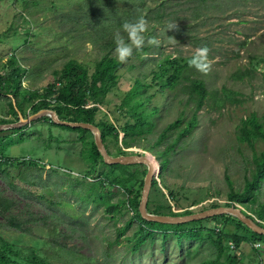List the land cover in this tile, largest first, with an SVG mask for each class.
Segmentation results:
<instances>
[{"label":"rangeland","instance_id":"374dc122","mask_svg":"<svg viewBox=\"0 0 264 264\" xmlns=\"http://www.w3.org/2000/svg\"><path fill=\"white\" fill-rule=\"evenodd\" d=\"M83 1L0 0L1 73L3 64L13 55L15 60L26 69L21 79L22 91L31 93L35 90L42 92L41 89L54 82L63 64L68 60L74 59L92 71L94 61L100 53L98 46H95L93 42L95 35L91 34L87 26L73 22L71 19L76 11L79 12V16L82 13L89 15L87 10L90 7H96L93 3L81 4ZM150 1L151 7L154 0ZM217 3L219 4L217 10L212 9L205 24L196 30L197 35L205 36L210 41L209 59L213 61L212 70L207 75L202 73L200 75L207 81L211 95L207 104L198 111L197 126L190 135L180 137L177 142L174 148L176 152L171 157L172 164L163 180L174 190L179 199V208L172 206V209L179 212L190 210L192 212L190 214L208 209L211 202H218L220 206H225L223 204L229 200L227 193L243 181L244 161L251 155V149L247 143L238 139L242 119L255 115L260 123H264L262 117L264 99H257L258 94L264 93V0H217ZM80 7L83 9L81 10ZM182 14L179 13L177 18H171L170 23H176L179 27V23L191 20L189 15L183 20V17H180ZM156 33L161 42V53H157L156 48L153 47L149 55L157 58L158 61L164 62L167 54L190 56L199 48L189 43L187 39H178L173 29L168 30V26L157 27ZM173 37L177 41H174ZM137 59L134 53L132 58H129L127 63H123L117 71L119 82L108 94L106 106L100 107L97 112L98 120L113 122L116 105L133 83V76L138 75L140 70L147 71L148 68L145 66L129 68L128 65ZM186 97L182 95L179 97L184 100V104ZM164 102L163 95L155 96L152 102V105H159L161 109L152 119L155 125L151 129L153 131L148 134L151 143L155 140L156 131L173 122L179 112L184 109L183 102L174 101L175 108L171 112H166ZM30 104L28 101L24 102L26 116L32 114L29 113ZM191 106L193 105L186 107L185 119L193 115ZM8 109L7 100L1 97L0 118L14 120ZM182 126L181 124L178 128H174L172 137ZM26 129L34 133L27 135L25 132L22 140H18V133L10 128L1 130V136L9 137L11 140L9 145L12 144L5 151L7 157H18V160L22 162L33 159L45 164L46 167L42 171L43 177L49 174L47 169L49 166L60 170L61 181L66 178L74 180L81 177L79 172L84 168L83 162L77 156L69 157L64 150L65 146H58L56 143V141L60 143L63 138H68L66 136L70 132L50 126L47 122H36L35 125ZM167 138L159 142L161 148L164 147V141ZM108 144L114 151L115 147L111 139L108 140ZM261 147L262 144L258 141L256 148L259 150ZM124 150L149 155L152 163L154 161L155 169L160 170L154 153L148 151L146 147H130ZM2 168L9 173L10 178H17L14 184L18 187L11 189L10 178H7L0 170V197L13 200L10 210L28 224L33 235H45V232L39 228L43 223L50 224L49 227L54 226L53 217L45 222L42 218L44 216L49 218L52 211H56L66 222L56 223V227L66 233L67 244L92 257L95 264H186L184 249L187 245L178 244L171 231L167 233L169 237L165 243L161 241L160 235H156L153 242L144 243L140 250L134 252L130 249L125 237H134L133 232L138 229L135 221L118 242L112 243L116 235L115 227L123 225L131 212L121 209V212L116 213L118 219L116 221L115 217L105 212L104 204H89L86 207L80 205L79 194L76 192L80 190V187L75 188L76 191L73 193L69 192L66 181L63 182L65 185H61L58 177L49 178L46 186L40 184L28 186L17 177L19 166L9 163ZM156 172L153 178L159 181ZM71 173L77 175L74 176ZM165 183L160 181L159 185L170 203L174 204ZM20 188H26L28 192L23 194ZM38 196H44L45 199H39ZM117 197L120 195L113 193L109 201L114 202ZM47 200L56 201L57 207L50 209ZM229 206L241 208L237 203H230ZM247 213L252 214L249 211ZM6 215V212L3 216L0 215L1 236L8 241L16 240L15 237L18 236L22 245H30L35 241L33 236L21 234L7 226ZM252 216L254 220L257 219L256 213ZM70 217L77 220L74 226H68L72 220ZM262 219H264V212ZM193 221L197 220L184 223L192 227ZM261 221L264 223V220ZM203 224L206 225L207 221L198 223L199 226ZM72 228H78V232L74 234ZM80 229L82 231H79ZM225 229L227 232H234L237 227L234 224H228ZM246 231L238 230V233L243 235ZM161 246H165L166 249L160 251ZM253 246L259 248V251L254 250ZM253 246L247 242L243 243L240 253L238 255L236 253L239 261L235 264L259 262L264 264V243L257 242ZM108 253L109 256H107ZM194 262L190 261L188 264H194ZM224 264H230V262L227 261Z\"/></svg>","mask_w":264,"mask_h":264},{"label":"trees","instance_id":"16d2710c","mask_svg":"<svg viewBox=\"0 0 264 264\" xmlns=\"http://www.w3.org/2000/svg\"><path fill=\"white\" fill-rule=\"evenodd\" d=\"M150 2V0H84L81 4L93 3L96 7H90L87 10L89 15L82 13L79 16V12L76 11L71 19L73 22L87 26L91 30V34L95 35L93 42L100 50L99 57L94 61L92 71L74 59L68 60L63 64L56 80L41 89L42 92L40 90L31 93L22 91L21 79L26 69L11 55L3 64V72L0 71V98L4 97L7 100L9 113L15 119L0 118V124L18 121L19 114L26 118L24 102L28 101L31 103L29 113L34 114L42 109H50L56 113L60 120L88 122L95 125L100 131L106 151L111 156L128 155L129 153L141 155L139 152L124 149L146 147L148 151L154 153L160 168L159 181L152 178L146 203L147 212L155 215L183 216L192 212L190 210L179 212L172 209V206L179 208V199L174 190L163 180L172 164L171 157L176 152L174 148L177 142L180 137L190 135V132L197 126L198 111L207 104L211 95L207 81L201 77L200 72L189 67L187 63L192 55L176 54L173 56L167 54L166 60L161 62L149 55L153 47L156 48L157 53H161L160 46L145 45L141 50H134L138 59L132 61V64L128 65L129 68L145 66L148 68L147 71L140 70L138 75L133 76V83L116 105L113 122L98 120L96 117L100 107L106 106L108 94L119 82L117 71L123 63L114 53L116 46L113 37L117 30L122 31L121 25L124 21L134 20L143 15L149 21V32L146 35L158 37L157 27L168 26L171 18H177L179 13H183L180 16L183 17V20L187 19L188 15L191 20L179 23L180 26L173 29L178 39H187L196 47L207 45L210 48L209 39L197 35L196 30L205 24L212 9L217 10L219 7L217 0H154L151 7L149 6ZM80 9L82 10L83 7ZM122 34L126 36V33ZM158 95L165 97L164 109L166 112H171L175 108L174 101L184 104V100L179 98L181 95L187 97L184 109L179 112L177 118L156 131L155 140L151 143L148 134L153 131L151 129L155 125L152 119L155 113L158 115L161 109L159 105H152L153 99ZM190 104L194 106H191L193 115L185 119L186 107H189ZM262 117L264 118V114ZM36 122H47L50 126L70 132L66 136L68 138H63L60 143L57 141L56 143L58 146H65L62 147L69 157L77 156L83 162L84 168L79 172L81 177L74 178V180L66 178L61 181L60 170L52 166L47 168L49 174H45L43 177L42 171L46 167L45 164L33 159L22 162L18 160V157H7L5 151L12 144L9 145L11 143L9 137L1 136V131L0 170L5 173L7 178H10L9 173L2 166L9 163L19 166L17 177L28 186L37 184L46 186L49 178L58 177L61 185L66 181L65 184L68 186L69 192L73 193L76 191L75 188L80 187V190L76 191L79 194L78 203L80 205L86 207L89 204H104L105 212L115 217L116 221L118 220L116 213L121 212V209L131 212L123 225L115 227L116 235L112 243L119 241L133 221L138 224V229L133 232L134 237H125L132 251L140 250V247L146 242H153L156 235H160L161 241L165 243L169 237L167 233L171 231L178 244L187 245L184 249L186 264L190 261H195L194 264H224L227 261L230 264H235L239 261V257L237 259L236 256L240 253L239 250L243 243L247 242L252 246L257 242L264 243V235L252 231L238 218L228 214L193 221L191 222L192 227L184 222L164 223L146 220L139 211L144 177L147 172L146 165L106 163L95 145L90 130L57 124L49 116H42L30 122L27 124L29 127L25 125L10 130L18 133V140H22L25 132L27 135L34 133L26 128L32 127ZM181 124L182 128L172 137L174 128H178ZM35 130L37 129L35 128ZM166 138L165 145L161 148L159 142ZM110 139L115 147L114 151L108 144ZM238 139L247 143L251 149V155L244 161L243 181L227 193L229 200L223 205L229 206L230 203H237L241 206L242 212L253 219L252 215L256 213L257 222L264 227V223L261 221L264 220L262 219L264 212V123H260L255 115L243 118L238 130ZM258 141L262 144L259 150L256 148ZM16 179L10 178L9 180V187L13 190L18 187L14 184ZM226 180L229 181L228 177ZM160 181L165 183L169 197L174 204L170 203L162 191L159 185ZM20 189L23 194L28 192L26 188ZM113 193L119 194L120 197H117L116 201L110 202L109 197ZM38 197L39 199L44 198V196ZM47 204L50 209H54L58 205L53 200H47ZM12 206L13 200L0 197V215L3 216L4 212L7 213L6 225L21 234L33 236L35 241L30 245H22L18 236L15 237L16 240L8 241L0 235V264H95L92 257L67 244L66 233L56 227V223L66 222L56 211H52L49 218L48 216L42 218L45 222L53 217L54 226L49 227L50 224L43 223L39 228L45 232V235H33L28 224L20 220L18 214L10 210ZM218 206H220L218 202H211L208 208ZM247 211L252 214H248ZM70 218L72 220L68 226H74L77 220ZM200 221H207V224L199 226ZM228 224H234L237 227L236 231L227 232L225 226ZM72 230L74 234L78 232V228H72ZM238 230L247 231L242 235L238 233ZM165 249V246L160 247V251ZM253 249L259 251V248L254 246Z\"/></svg>","mask_w":264,"mask_h":264},{"label":"water","instance_id":"95a60500","mask_svg":"<svg viewBox=\"0 0 264 264\" xmlns=\"http://www.w3.org/2000/svg\"><path fill=\"white\" fill-rule=\"evenodd\" d=\"M42 116H49L53 122L57 124H62L65 126H69L72 128H84L91 131L94 137L95 145L102 155L104 161L108 164H123V165H129V164H135V163H143L147 166V173L144 178V184L141 194V200L139 204V211L143 218L149 221H158V222H164V223H179V222H185V221H192V220H198V219H204L207 217H212L215 215L220 214H228L235 216L238 218L243 224L248 226L252 231L264 235V227L261 226L257 220H254L251 217H248L245 215L241 208L234 207V206H219L215 208H208L206 210L184 215V216H169V215H155L148 213L146 210V203L151 187L152 178L154 177V174L158 173L159 169H155V166L153 165L151 161V157L149 155H138V154H131V155H119V156H111L108 154V152L105 149L104 143L101 138L100 131L98 127L95 125L88 123V122H69V121H63L60 120L56 113L53 110L50 109H42L38 112L27 116L26 118H23L22 115L19 114V120L14 123H7V124H0V131L4 129H11L20 127L24 124L30 123L31 121L40 118ZM157 164V163H156Z\"/></svg>","mask_w":264,"mask_h":264},{"label":"clouds","instance_id":"9594fccd","mask_svg":"<svg viewBox=\"0 0 264 264\" xmlns=\"http://www.w3.org/2000/svg\"><path fill=\"white\" fill-rule=\"evenodd\" d=\"M176 23H170L169 29H176ZM121 30L114 33L115 53L121 63H127L133 56L134 50H141L148 46H160V40L155 36H147L149 32V21L141 15L134 20H126L121 25ZM122 33H126V36ZM174 38V37H173ZM174 41H177L174 38ZM210 49L207 45L197 48L191 58L187 61L189 67L195 68L198 72L207 75L212 70L213 61L209 59ZM257 99H264V93H260ZM77 175L76 173H71Z\"/></svg>","mask_w":264,"mask_h":264}]
</instances>
